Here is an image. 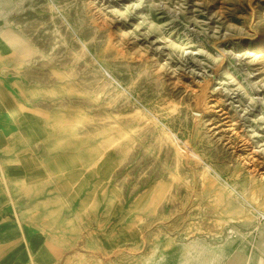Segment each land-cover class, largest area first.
Wrapping results in <instances>:
<instances>
[{"label":"rangeland","instance_id":"1","mask_svg":"<svg viewBox=\"0 0 264 264\" xmlns=\"http://www.w3.org/2000/svg\"><path fill=\"white\" fill-rule=\"evenodd\" d=\"M263 176L264 0H0V264H224Z\"/></svg>","mask_w":264,"mask_h":264},{"label":"crops","instance_id":"2","mask_svg":"<svg viewBox=\"0 0 264 264\" xmlns=\"http://www.w3.org/2000/svg\"><path fill=\"white\" fill-rule=\"evenodd\" d=\"M13 263L14 260L8 262V264ZM224 264H264V247L254 246L246 251H237L234 255H230Z\"/></svg>","mask_w":264,"mask_h":264},{"label":"bare ground","instance_id":"3","mask_svg":"<svg viewBox=\"0 0 264 264\" xmlns=\"http://www.w3.org/2000/svg\"><path fill=\"white\" fill-rule=\"evenodd\" d=\"M141 19V18H140ZM64 100H66V99H64ZM13 103H15L16 102V100H13L12 101ZM153 123V125H157L158 124V121L156 120V119H153V121H152ZM164 134V133H163ZM119 140V139H118ZM172 142H173V144H174V146H176L177 147V150H179L180 149V147H179V145H177L178 143L177 142H175L174 140H172ZM190 150V149H189ZM183 151H185V150H183ZM195 153V152H194ZM193 154V153H192ZM194 156H195V154H193ZM177 158V157H176ZM247 168V167H246ZM256 170V169H255ZM259 172V171H258ZM255 173V172H254ZM253 173V174H254ZM261 173V172H260ZM259 173V174H260ZM262 174V173H261ZM221 177V176H220ZM254 177H255V175H254ZM264 177V176H263ZM250 183V182H249ZM252 195H253V197L254 196H256V195H262V198L264 199V188L263 187H258V186H256L254 189H252ZM251 205V204H250ZM219 221V220H218ZM240 252V251H243V249L240 247V248H237V249H234L233 251H231L230 252V255H234V253L235 252ZM249 257V256H248ZM247 263V262H246Z\"/></svg>","mask_w":264,"mask_h":264}]
</instances>
